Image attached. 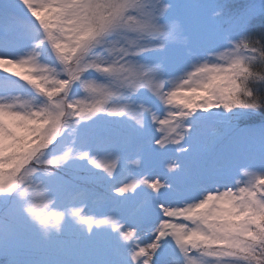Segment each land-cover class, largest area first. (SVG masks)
<instances>
[{
    "label": "snow or ice",
    "instance_id": "6c2138e0",
    "mask_svg": "<svg viewBox=\"0 0 264 264\" xmlns=\"http://www.w3.org/2000/svg\"><path fill=\"white\" fill-rule=\"evenodd\" d=\"M0 264H264V0H0Z\"/></svg>",
    "mask_w": 264,
    "mask_h": 264
}]
</instances>
